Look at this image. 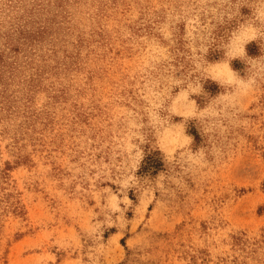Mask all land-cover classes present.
I'll return each instance as SVG.
<instances>
[{
    "label": "rangeland",
    "instance_id": "obj_1",
    "mask_svg": "<svg viewBox=\"0 0 264 264\" xmlns=\"http://www.w3.org/2000/svg\"><path fill=\"white\" fill-rule=\"evenodd\" d=\"M0 264H264V0H0Z\"/></svg>",
    "mask_w": 264,
    "mask_h": 264
},
{
    "label": "clouds",
    "instance_id": "obj_2",
    "mask_svg": "<svg viewBox=\"0 0 264 264\" xmlns=\"http://www.w3.org/2000/svg\"><path fill=\"white\" fill-rule=\"evenodd\" d=\"M253 83L254 81L252 80L245 81L243 78H241V91H247L251 88Z\"/></svg>",
    "mask_w": 264,
    "mask_h": 264
}]
</instances>
